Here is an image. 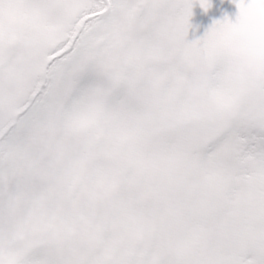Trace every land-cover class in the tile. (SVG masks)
Returning <instances> with one entry per match:
<instances>
[{
  "label": "snow or ice",
  "instance_id": "1",
  "mask_svg": "<svg viewBox=\"0 0 264 264\" xmlns=\"http://www.w3.org/2000/svg\"><path fill=\"white\" fill-rule=\"evenodd\" d=\"M0 0V264H264V0Z\"/></svg>",
  "mask_w": 264,
  "mask_h": 264
},
{
  "label": "flooded vegetation",
  "instance_id": "2",
  "mask_svg": "<svg viewBox=\"0 0 264 264\" xmlns=\"http://www.w3.org/2000/svg\"><path fill=\"white\" fill-rule=\"evenodd\" d=\"M210 5L211 6L207 9V11L202 10L198 3L193 5V15L190 19L192 27L189 29L188 39L191 40L199 38L216 18L217 20H220L219 15L224 16L225 10L223 1L220 2V0H210ZM219 9L221 10L220 12Z\"/></svg>",
  "mask_w": 264,
  "mask_h": 264
},
{
  "label": "rangeland",
  "instance_id": "3",
  "mask_svg": "<svg viewBox=\"0 0 264 264\" xmlns=\"http://www.w3.org/2000/svg\"><path fill=\"white\" fill-rule=\"evenodd\" d=\"M223 1L224 3V16L227 15L230 19H234L235 13L237 11L235 4L232 2V0H220V2ZM222 10V11H224ZM221 10L219 9V12ZM223 15H219L220 19L224 17ZM217 20V18L215 19ZM212 24V23H211Z\"/></svg>",
  "mask_w": 264,
  "mask_h": 264
}]
</instances>
